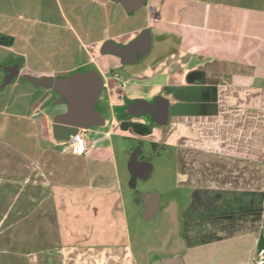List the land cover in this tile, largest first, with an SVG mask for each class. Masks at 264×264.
<instances>
[{
    "label": "crops",
    "instance_id": "1",
    "mask_svg": "<svg viewBox=\"0 0 264 264\" xmlns=\"http://www.w3.org/2000/svg\"><path fill=\"white\" fill-rule=\"evenodd\" d=\"M146 28L149 53L106 76L100 57L129 63L105 52V42L125 46ZM0 35L13 37L0 44L8 59L0 64L19 62V76L100 70L111 123L86 128L99 139L113 136L116 105L162 97L161 143L176 156L163 214L174 223L166 222L170 244L142 260L112 142L87 137L88 149L74 153L40 116L57 92L24 77L0 88V218L13 220L0 230V264H162L174 256L184 264H255L264 222V0H147L133 11L115 0H0ZM121 85L131 87L126 97L117 95Z\"/></svg>",
    "mask_w": 264,
    "mask_h": 264
},
{
    "label": "rangeland",
    "instance_id": "2",
    "mask_svg": "<svg viewBox=\"0 0 264 264\" xmlns=\"http://www.w3.org/2000/svg\"><path fill=\"white\" fill-rule=\"evenodd\" d=\"M143 12V9H139L135 12V14H137L136 22L142 21ZM6 55V53H1L0 59H2L3 61H8V59H6ZM119 61L120 60L117 57H113L112 55H104L99 58L101 69L106 74V76H110L112 70L116 67H120L121 70H124V67L128 68V66L133 65L132 63L123 64ZM129 71L130 70H128V72L126 71L128 75H130ZM1 73H3V70L0 68V75ZM21 79H23V77L19 76L16 80ZM12 84L13 82L6 86V89L1 92H7L6 90H8V88H12ZM116 88L117 95L126 97L127 91L130 90L131 87L123 88L121 85ZM59 101V97L51 99V101H49V103L44 106L41 114L39 113L40 116L43 117V122L47 125V129L52 130L53 116L57 113V111L64 108V106ZM96 105L105 115L107 123L104 126H94L92 128L106 130L111 123L112 116L110 95L106 88H103L102 94L97 100ZM116 109L120 114L125 113L123 116L126 118L128 116L126 112L128 110L134 109V105L125 100L123 104L116 105ZM136 111V113L139 115L143 112L141 107H137ZM119 113L118 117L120 120L123 116ZM119 120L115 123H112L113 136L111 137V139H99L102 134H98L96 132H89L86 134V137L90 138L95 143V145L107 144L109 143L108 141H110L115 147L123 184L125 209L133 234L134 249L138 257L144 260L150 258L154 252L165 253L170 244V241L167 240L169 234L166 232L165 228H169L168 225L172 222L169 223L170 220L165 221L163 214L165 206L167 204V200L174 190L176 177V156L173 149H165V147L161 143V139L163 136V125L154 122V120L149 121V124L152 126V132L148 135L140 136L135 134L131 129L123 130L119 123ZM67 145L68 143H62L63 147ZM136 151H138L139 155L142 156L145 160L150 161L153 164V170L147 178H137L136 183L132 184V176L128 167V163L132 153ZM11 161L12 163H17V160H14V158ZM11 172H15L17 174L16 169L11 170ZM16 176L17 175L11 177V180L17 181ZM154 190L159 191L162 199V205L158 214L153 219L144 220L141 218V212L143 210L142 193ZM12 221V217L0 218V230H6L5 228H3V226H10L12 224ZM166 222H168V225ZM173 224L174 223H172L171 225ZM164 239H166V243H164L162 247L160 245L162 243L161 241ZM263 258L264 252L261 251L257 253L255 264H259Z\"/></svg>",
    "mask_w": 264,
    "mask_h": 264
},
{
    "label": "water",
    "instance_id": "3",
    "mask_svg": "<svg viewBox=\"0 0 264 264\" xmlns=\"http://www.w3.org/2000/svg\"><path fill=\"white\" fill-rule=\"evenodd\" d=\"M120 1L128 11L138 9L147 0H115ZM152 46V36L150 28H146L139 36L130 41L127 45H118L113 40L105 42L103 50L115 53L123 58L124 63H132L138 56H146ZM4 69L5 76L1 83V88H5L19 77L21 64H0ZM23 77L37 87L51 89L59 94L60 103L67 102V109L58 112L53 116L52 133L57 140L68 141L72 134L80 128H90L94 126L106 125L105 115L96 107V102L100 98L104 87V76L100 70L78 69L67 76H54L46 74L28 73ZM58 102V103H59ZM141 107L154 112L155 120L159 124L166 123L168 105L160 97L152 102L139 100L134 108ZM138 151L132 153L128 167L132 176V184L137 178H147L153 170V164L147 160H140ZM143 210L141 218L151 220L157 214L161 206V196L158 190L142 193ZM162 264H184L179 256L164 257Z\"/></svg>",
    "mask_w": 264,
    "mask_h": 264
},
{
    "label": "trees",
    "instance_id": "4",
    "mask_svg": "<svg viewBox=\"0 0 264 264\" xmlns=\"http://www.w3.org/2000/svg\"><path fill=\"white\" fill-rule=\"evenodd\" d=\"M12 43H13L12 36L0 35V44L11 45ZM120 125L123 130H127L131 128L135 134L140 135V136L148 135L152 132V126L146 122L122 120ZM257 250H258V253L264 250V236L262 234L258 241ZM261 264H264V258L262 259Z\"/></svg>",
    "mask_w": 264,
    "mask_h": 264
},
{
    "label": "built area",
    "instance_id": "5",
    "mask_svg": "<svg viewBox=\"0 0 264 264\" xmlns=\"http://www.w3.org/2000/svg\"><path fill=\"white\" fill-rule=\"evenodd\" d=\"M113 76L117 80H119L123 86L127 84V80L124 78L120 71H114ZM62 142L68 143V146L74 153H84L89 147V140L86 137V128H80L77 133L71 135V138L68 141L64 140ZM261 234L264 236V223L262 226ZM262 252H264V250H262ZM261 261L259 264H261Z\"/></svg>",
    "mask_w": 264,
    "mask_h": 264
},
{
    "label": "flooded vegetation",
    "instance_id": "6",
    "mask_svg": "<svg viewBox=\"0 0 264 264\" xmlns=\"http://www.w3.org/2000/svg\"><path fill=\"white\" fill-rule=\"evenodd\" d=\"M57 97H59V94L57 93ZM56 97V98H57ZM97 103V102H96ZM63 106H64V108L62 109V110H59V111H57V112H64V111H66V109H67V102H62L61 103ZM133 105H135V103H132ZM96 107L100 110V108L96 105ZM101 111V110H100ZM142 114H137L136 112V107L134 108V109H132V110H128L127 112H126V114L128 115L127 116V119H125V120H128V121H136V120H132L134 117H136V118H139V119H143L144 121L143 122H146V123H149V121H153L154 120V122H156V120H155V116H154V112H149V110L148 109H142ZM102 112V111H101ZM103 113V112H102ZM139 122H141V121H139ZM129 129H131V128H129ZM129 129H127V130H129ZM132 130V129H131ZM138 157H139V159L140 160H145L142 156H140L139 154H138Z\"/></svg>",
    "mask_w": 264,
    "mask_h": 264
}]
</instances>
